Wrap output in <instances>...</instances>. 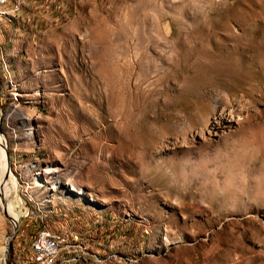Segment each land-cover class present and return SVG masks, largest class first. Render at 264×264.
<instances>
[{
    "label": "rangeland",
    "instance_id": "obj_1",
    "mask_svg": "<svg viewBox=\"0 0 264 264\" xmlns=\"http://www.w3.org/2000/svg\"><path fill=\"white\" fill-rule=\"evenodd\" d=\"M0 87V264H264V0H12Z\"/></svg>",
    "mask_w": 264,
    "mask_h": 264
},
{
    "label": "bare ground",
    "instance_id": "obj_2",
    "mask_svg": "<svg viewBox=\"0 0 264 264\" xmlns=\"http://www.w3.org/2000/svg\"><path fill=\"white\" fill-rule=\"evenodd\" d=\"M11 1L12 0H0V5H5ZM4 146H3V141L0 138V194L6 203L4 205V209L6 210L8 215L11 217V222L16 229L17 224L19 223V218L14 213L15 211L13 212V206H12L11 202L8 200V196L11 193V192H9L8 188H10V185L13 183H12V180L10 179V176H9V179H7L8 181L4 179V177L8 174V172H7L8 171V169H7L8 163H7V157H6L7 153L5 151ZM8 175H10V174H8ZM36 175H41V174L37 173ZM2 176H3V178H2ZM12 179H13V177H12ZM72 189H73V191H75L74 188H72ZM41 232L42 233H49V237L53 238V239H63V237L58 236V235L54 234L53 232H51L47 229H44ZM34 243H42V239H35ZM70 248L68 246H64L63 248H58L54 252H52L51 254L45 256L44 259L42 261H40L38 264H73L75 262V258H70V257H65V256L61 257L63 254H71L70 251H68L67 253L64 252ZM8 249H9V244L6 247L1 249L0 252L2 254L3 259H4V257H6Z\"/></svg>",
    "mask_w": 264,
    "mask_h": 264
},
{
    "label": "built area",
    "instance_id": "obj_3",
    "mask_svg": "<svg viewBox=\"0 0 264 264\" xmlns=\"http://www.w3.org/2000/svg\"><path fill=\"white\" fill-rule=\"evenodd\" d=\"M35 239H42V243H34L33 241L31 244L32 264H38L45 256L58 248H63L67 245V240H71L64 237L63 239H53L49 237V233H42L40 231L37 233ZM73 264H76V262Z\"/></svg>",
    "mask_w": 264,
    "mask_h": 264
},
{
    "label": "water",
    "instance_id": "obj_4",
    "mask_svg": "<svg viewBox=\"0 0 264 264\" xmlns=\"http://www.w3.org/2000/svg\"><path fill=\"white\" fill-rule=\"evenodd\" d=\"M0 90H1V87H0ZM1 196V195H0ZM1 199H2V197H1ZM3 213H4V216L8 219V220H10L11 221V217L8 215V213L6 212V210L3 208ZM16 232H17V229H15V232H14V234L12 235V237L16 234Z\"/></svg>",
    "mask_w": 264,
    "mask_h": 264
},
{
    "label": "crops",
    "instance_id": "obj_5",
    "mask_svg": "<svg viewBox=\"0 0 264 264\" xmlns=\"http://www.w3.org/2000/svg\"><path fill=\"white\" fill-rule=\"evenodd\" d=\"M76 264H79V263H76Z\"/></svg>",
    "mask_w": 264,
    "mask_h": 264
}]
</instances>
